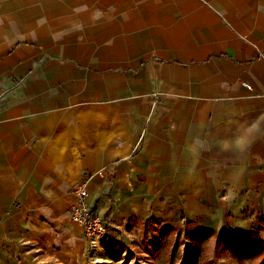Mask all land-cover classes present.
Segmentation results:
<instances>
[{"label": "crops", "instance_id": "0c3cea01", "mask_svg": "<svg viewBox=\"0 0 264 264\" xmlns=\"http://www.w3.org/2000/svg\"><path fill=\"white\" fill-rule=\"evenodd\" d=\"M84 178L112 225L97 252L70 216ZM262 214L264 0H0V264L114 262Z\"/></svg>", "mask_w": 264, "mask_h": 264}, {"label": "rangeland", "instance_id": "374dc122", "mask_svg": "<svg viewBox=\"0 0 264 264\" xmlns=\"http://www.w3.org/2000/svg\"><path fill=\"white\" fill-rule=\"evenodd\" d=\"M108 226H112L111 222ZM134 226L144 229L146 225L142 222ZM132 228L131 226L130 229ZM230 230L232 232L229 234L227 230L225 233L213 236L207 231L200 234H173L166 230L164 233L159 232L161 236L152 234L146 244H143L142 240H137L135 244L121 247L123 249L117 261L95 262L96 258H101L96 254L97 257L92 259L91 264H255L258 262L262 257L257 254L262 248L259 240L264 242V229L259 227L258 231L261 232L249 233L247 237L238 236V231ZM117 237L122 239L120 234H117ZM113 238L112 235H108L106 242H110ZM102 246L99 245L97 249L95 247L96 252ZM105 246L106 244L103 247ZM131 246V249L127 248Z\"/></svg>", "mask_w": 264, "mask_h": 264}, {"label": "built area", "instance_id": "2783aa9c", "mask_svg": "<svg viewBox=\"0 0 264 264\" xmlns=\"http://www.w3.org/2000/svg\"><path fill=\"white\" fill-rule=\"evenodd\" d=\"M98 173L101 174V172ZM88 180V178H84L75 185L73 192L76 197V202L70 208V216L72 222L82 228L92 247L93 240L97 242L98 246L107 243L108 235L106 233V227L109 225V221L91 213L86 201ZM258 220L261 221L259 227L264 229V214Z\"/></svg>", "mask_w": 264, "mask_h": 264}, {"label": "clouds", "instance_id": "9594fccd", "mask_svg": "<svg viewBox=\"0 0 264 264\" xmlns=\"http://www.w3.org/2000/svg\"><path fill=\"white\" fill-rule=\"evenodd\" d=\"M260 131L259 121L253 120L247 125L243 126L239 133L235 135L231 140H225L221 142L220 148L224 151H234L236 153H244L248 150L251 143L256 137V134ZM199 145L192 146L190 151L194 155H198Z\"/></svg>", "mask_w": 264, "mask_h": 264}, {"label": "trees", "instance_id": "16d2710c", "mask_svg": "<svg viewBox=\"0 0 264 264\" xmlns=\"http://www.w3.org/2000/svg\"><path fill=\"white\" fill-rule=\"evenodd\" d=\"M232 231L229 229L228 230V232H227V234H229V233H231ZM237 234H238V236H246L247 237V235L248 234H241V233H239V232H237ZM261 243H262V248L258 251V254L257 255H262V257L260 258V260L258 261V262H256L255 264H264V242L263 241H261V240H259Z\"/></svg>", "mask_w": 264, "mask_h": 264}, {"label": "bare ground", "instance_id": "6f19581e", "mask_svg": "<svg viewBox=\"0 0 264 264\" xmlns=\"http://www.w3.org/2000/svg\"><path fill=\"white\" fill-rule=\"evenodd\" d=\"M97 246H98L97 242L95 240H93L92 241V248L95 249V247H97Z\"/></svg>", "mask_w": 264, "mask_h": 264}]
</instances>
